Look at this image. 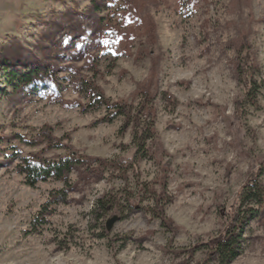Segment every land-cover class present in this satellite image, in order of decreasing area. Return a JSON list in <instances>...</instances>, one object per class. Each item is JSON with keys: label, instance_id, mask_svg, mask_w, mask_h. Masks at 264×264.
<instances>
[{"label": "rangeland", "instance_id": "rangeland-1", "mask_svg": "<svg viewBox=\"0 0 264 264\" xmlns=\"http://www.w3.org/2000/svg\"><path fill=\"white\" fill-rule=\"evenodd\" d=\"M244 57L260 90L239 119ZM25 72L30 78L13 81ZM98 89L127 103L142 90L155 95L154 157L141 160L131 179L151 181L159 192L166 175L165 209L177 227L173 235L151 213H131L111 226L123 238L115 246L125 242L117 253L98 236L91 210L121 179L78 166L68 183L30 185L20 169L28 152H65L41 137L28 142L43 126L81 153L123 152L130 130L120 132L123 116L109 120ZM258 164L264 0H0V264H180L186 256H175L170 240L185 246L222 231ZM59 189L65 195L55 196ZM147 196L144 204L152 202ZM255 208L244 212L242 250L229 264H264V203ZM183 264L215 263L199 251Z\"/></svg>", "mask_w": 264, "mask_h": 264}, {"label": "trees", "instance_id": "trees-1", "mask_svg": "<svg viewBox=\"0 0 264 264\" xmlns=\"http://www.w3.org/2000/svg\"><path fill=\"white\" fill-rule=\"evenodd\" d=\"M240 70L245 75L247 87L241 98L236 100V115L239 119L248 111V107L257 104V97L260 90V84L248 78V67L250 62L248 58L238 62ZM31 72H25L13 81H19L30 78ZM155 95L149 91L142 90L139 93L137 102H119L111 101L106 98L101 90L95 91V99L100 104H105L108 109L109 120L123 116L124 123L120 132L125 134L130 130L131 141L122 146L123 152L112 157L91 156L81 153L71 144L55 142L51 126L40 128L36 139L28 140L31 144L46 141L50 146L65 147V152L56 157L43 156L35 152H28L21 156L20 169L24 173L26 182L30 185H36L38 181L49 178L61 179L68 183L69 175L78 166L85 167V170L91 172L107 173V178H118L122 180L121 185L112 187L98 196L91 210L95 225L101 224L102 231L99 237H107L111 249L117 253L124 246V241L120 247L115 246V242L122 240L118 235H111V228L107 226L109 217L117 216L118 220L124 219L136 211H145L160 219L161 224L173 235L177 232V227L173 220L166 213V204L170 201L167 191L166 175L161 176L162 190L156 192L153 190V182L136 180V185L132 182L131 176L136 174L140 168V161L144 159H153L152 145L156 139L157 132L155 128V114L152 106ZM43 137V138H42ZM264 164H258L255 167L254 174L242 185L237 194V202L232 211L227 212V221L224 229L217 235L207 240H197L192 244L175 247L170 240L168 249L175 256H186L185 263L192 259L199 251L206 254L208 262L215 264H229L242 250L244 240L243 230L245 227L246 211L255 212V205L261 206L264 203ZM106 177V175L104 176ZM151 193V194H150ZM150 194V195H149ZM55 196L65 195L64 189H59ZM152 198V202L144 204L145 197ZM245 210V211H244ZM102 220V222H99ZM106 220V221H104ZM120 264V263H118Z\"/></svg>", "mask_w": 264, "mask_h": 264}, {"label": "water", "instance_id": "water-1", "mask_svg": "<svg viewBox=\"0 0 264 264\" xmlns=\"http://www.w3.org/2000/svg\"><path fill=\"white\" fill-rule=\"evenodd\" d=\"M118 220L117 216H112L110 219L107 221V226L111 228V226Z\"/></svg>", "mask_w": 264, "mask_h": 264}]
</instances>
